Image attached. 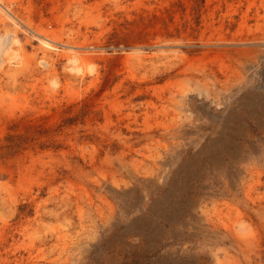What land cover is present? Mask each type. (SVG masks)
Segmentation results:
<instances>
[{
	"label": "rangeland",
	"instance_id": "obj_1",
	"mask_svg": "<svg viewBox=\"0 0 264 264\" xmlns=\"http://www.w3.org/2000/svg\"><path fill=\"white\" fill-rule=\"evenodd\" d=\"M0 1V264H264V0Z\"/></svg>",
	"mask_w": 264,
	"mask_h": 264
},
{
	"label": "bare ground",
	"instance_id": "obj_2",
	"mask_svg": "<svg viewBox=\"0 0 264 264\" xmlns=\"http://www.w3.org/2000/svg\"><path fill=\"white\" fill-rule=\"evenodd\" d=\"M0 10L1 11H3V12H5V13H7V15L15 22V23H17V24H22V25H24V23L17 17V16H15L11 11H10V9L6 6V5H4L1 1H0ZM259 12V11H258ZM256 15V14H255ZM259 20V19H258ZM260 24H262V23H260ZM25 26V25H24ZM249 28V27H248ZM257 28V27H256ZM27 29H29L28 27H27ZM30 30V29H29ZM35 33H38V32H35ZM38 35L40 36L41 34H39L38 33ZM263 35V34H262ZM47 36V35H46ZM46 36H43V35H41L40 37H42L44 40H49ZM45 42V41H44ZM45 43H48L47 41L45 42ZM48 45V44H47ZM70 46V45H69ZM66 47V46H65ZM71 47V46H70ZM221 47V46H220ZM223 47H225V46H223ZM231 47V46H230ZM75 49V48H74ZM76 49H77V51L79 52H81V51H83V50H85V46H77L76 45ZM75 49V50H76ZM0 50H1V52L0 53H4L5 52V48L4 47H0ZM88 50V49H87ZM222 50V49H221ZM227 51V50H226ZM75 53H76V51H74ZM229 53V52H228ZM256 55H257V53L254 51V52H252V53H250V55L248 56V59L247 60H253V58H255L256 57ZM245 60V59H244ZM1 62V61H0ZM187 62V61H186ZM195 63V62H194ZM0 65H1V63H0ZM181 68V67H180ZM180 74V73H179ZM172 76V75H171ZM173 77V76H172ZM156 88V87H155ZM168 88V87H167ZM167 90V89H166ZM165 90V91H166ZM172 90V89H171ZM162 96V95H161ZM162 99V98H161ZM168 99V98H167ZM163 102V101H162ZM168 102V101H167ZM150 103V102H149ZM149 103H147V104H149ZM149 107V106H148ZM163 109V108H162ZM147 110V109H146Z\"/></svg>",
	"mask_w": 264,
	"mask_h": 264
}]
</instances>
